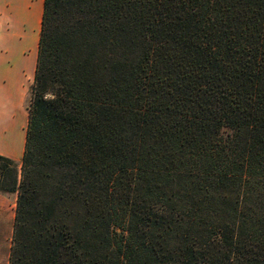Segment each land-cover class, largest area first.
<instances>
[{
	"label": "trees",
	"instance_id": "trees-1",
	"mask_svg": "<svg viewBox=\"0 0 264 264\" xmlns=\"http://www.w3.org/2000/svg\"><path fill=\"white\" fill-rule=\"evenodd\" d=\"M8 264H264V0H44Z\"/></svg>",
	"mask_w": 264,
	"mask_h": 264
},
{
	"label": "crops",
	"instance_id": "crops-1",
	"mask_svg": "<svg viewBox=\"0 0 264 264\" xmlns=\"http://www.w3.org/2000/svg\"><path fill=\"white\" fill-rule=\"evenodd\" d=\"M43 3L44 0H0V127L14 125L22 112L27 114V86L33 79L36 57L35 49L32 57L26 54L25 43L32 37L27 26L36 22L39 33ZM7 203L0 198V213L4 214ZM8 255L9 251L0 264H8Z\"/></svg>",
	"mask_w": 264,
	"mask_h": 264
},
{
	"label": "rangeland",
	"instance_id": "rangeland-1",
	"mask_svg": "<svg viewBox=\"0 0 264 264\" xmlns=\"http://www.w3.org/2000/svg\"><path fill=\"white\" fill-rule=\"evenodd\" d=\"M28 30L32 34V37L27 40L25 43L26 54L30 57L33 56L35 49L36 56V46L37 39L34 38L38 35L37 24L36 22H31L27 26ZM36 58V57H35ZM34 58V60H35ZM34 68V66H33ZM32 82H28L27 89ZM28 90L27 96L25 99V106L28 104ZM27 113V112H25ZM27 122V114L24 115L22 112L18 116L17 121L14 125H3L0 127V154L7 155L17 162H20L23 145H24V136H25V127ZM16 194L3 195L0 193V198L7 200V207L4 206V214L0 213V262L3 260L6 253L8 254L9 246L11 243L12 235V226H13V216L16 202ZM3 214V217H2Z\"/></svg>",
	"mask_w": 264,
	"mask_h": 264
}]
</instances>
